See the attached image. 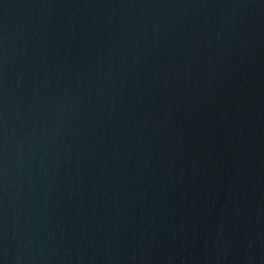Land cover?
Listing matches in <instances>:
<instances>
[{
  "label": "water",
  "instance_id": "1",
  "mask_svg": "<svg viewBox=\"0 0 264 264\" xmlns=\"http://www.w3.org/2000/svg\"><path fill=\"white\" fill-rule=\"evenodd\" d=\"M0 264H264V0H0Z\"/></svg>",
  "mask_w": 264,
  "mask_h": 264
}]
</instances>
